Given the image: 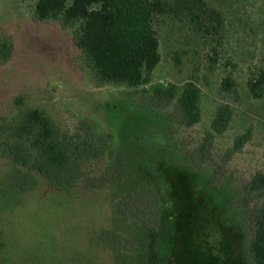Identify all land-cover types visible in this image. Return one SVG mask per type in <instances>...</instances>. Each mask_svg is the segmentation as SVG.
<instances>
[{
    "label": "rangeland",
    "instance_id": "1",
    "mask_svg": "<svg viewBox=\"0 0 264 264\" xmlns=\"http://www.w3.org/2000/svg\"><path fill=\"white\" fill-rule=\"evenodd\" d=\"M37 1L0 0V44L10 47L0 59V125L23 107L43 111L62 134L97 144L102 157L87 173L109 170L113 181L57 189L0 147V264H252L249 214L264 198L243 190L264 172V95L254 98L248 86L264 72V0H205L222 19L209 33L186 16L155 19L161 60L136 88L94 76L73 41L75 27L37 20ZM227 77L236 84L231 93L222 90ZM189 81L202 92L193 127L181 124L177 99L166 104L155 95L175 86L177 98ZM225 104L233 120L208 145ZM204 146L208 161L198 167L189 155ZM139 185L148 188L151 212L160 211L157 233L134 216L139 199L129 194ZM103 233L134 240L137 250L114 252Z\"/></svg>",
    "mask_w": 264,
    "mask_h": 264
},
{
    "label": "trees",
    "instance_id": "2",
    "mask_svg": "<svg viewBox=\"0 0 264 264\" xmlns=\"http://www.w3.org/2000/svg\"><path fill=\"white\" fill-rule=\"evenodd\" d=\"M164 16H186L203 33L217 30L222 25L220 14L211 9L205 0H174L173 3L162 0H38L35 7L37 20L58 21L63 29L75 27L73 41L94 76L102 82L130 88L143 85L146 76L160 63V44L154 23L155 19ZM9 50V45L0 44V59ZM235 86L234 80L227 77L222 83V90L231 93ZM248 86L254 98H261L264 95V72L250 78ZM201 94V89L193 81L184 86L177 98L175 86L155 91L158 100L166 104L177 99L176 114L186 127H193L201 119ZM233 117L231 105H221L217 109L205 139L208 145L212 144L215 136L228 130ZM250 138V132L238 137L226 157L229 159L240 151ZM0 147L6 157L30 167L37 176L57 189H76L82 179L89 190L102 188L113 181L109 170L103 172L100 178L87 173L88 165H95L96 160L102 157L103 151L97 144L78 134H62L50 117L38 109L23 107L15 121L2 123ZM206 147L189 155L198 167L208 161ZM147 190L146 186H136L130 191L129 200L139 199L138 205L133 208L134 216L147 232L157 233L160 211L151 212ZM243 191L248 196L264 198V172H257ZM249 215L255 232L248 246L249 258L252 264H264V202L250 209ZM101 239L114 252H129L138 247L134 240L123 241L118 236L114 239L110 233H103Z\"/></svg>",
    "mask_w": 264,
    "mask_h": 264
}]
</instances>
